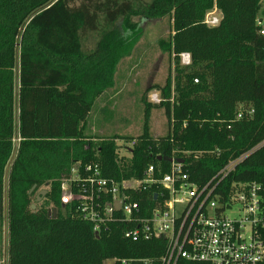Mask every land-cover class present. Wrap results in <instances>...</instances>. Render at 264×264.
I'll return each mask as SVG.
<instances>
[{"label":"trees","instance_id":"trees-1","mask_svg":"<svg viewBox=\"0 0 264 264\" xmlns=\"http://www.w3.org/2000/svg\"><path fill=\"white\" fill-rule=\"evenodd\" d=\"M215 8L221 22L209 27L205 17ZM262 15V0H0V247L7 226L6 264H162L165 239L128 241L127 226L115 222L95 234L80 203L62 204V185L76 165L82 177L86 166L97 165L102 177L120 182L142 179L150 165L160 170L157 177L170 172L159 156L182 158L184 171L202 186L248 155L223 188L237 181L264 189ZM136 17L171 19L165 43L174 81L154 87L162 92L158 105L143 98L139 137H92L88 117L139 39L131 22ZM88 33L97 36L85 51ZM184 54L188 66L181 64ZM152 108L165 112L168 132L160 138L150 129ZM123 139L131 144L130 158L119 156L117 140ZM80 188L73 184L72 192ZM42 190L47 194L32 210ZM138 199L143 211L154 205L150 194Z\"/></svg>","mask_w":264,"mask_h":264},{"label":"built area","instance_id":"built-area-1","mask_svg":"<svg viewBox=\"0 0 264 264\" xmlns=\"http://www.w3.org/2000/svg\"><path fill=\"white\" fill-rule=\"evenodd\" d=\"M222 15L215 8L204 23L216 27ZM257 25L264 36V19ZM182 64L190 65V55ZM197 83L198 81L195 80ZM252 113V112H250ZM239 118H242L240 113ZM248 155L228 162L204 185L193 182L184 171V163L174 159L170 172L156 176L155 166L145 169L142 179L120 182L102 177L100 168L88 165L85 177L79 165L62 185L61 202L80 203L83 218L94 224L95 234L111 222L127 226L124 238L131 242L165 239L167 249L162 264L178 261L207 264H264V189L256 182L233 181L223 188ZM183 160L182 158H179ZM75 184L81 187L72 192ZM153 197L152 208L144 209L138 197ZM233 215V216H230ZM113 264H133L129 260H112ZM142 264H153L148 260ZM136 264V263H135Z\"/></svg>","mask_w":264,"mask_h":264},{"label":"rangeland","instance_id":"rangeland-1","mask_svg":"<svg viewBox=\"0 0 264 264\" xmlns=\"http://www.w3.org/2000/svg\"><path fill=\"white\" fill-rule=\"evenodd\" d=\"M143 1L148 3L151 0ZM261 18L264 19V15ZM131 22L136 24L140 30L139 39L130 56L118 64L113 89L105 92L107 95H102L88 117L87 129L92 137H139L145 124L146 103H143V98L152 105H158L162 101V92L154 87L157 85L166 86L169 77L171 82L174 81L175 63L170 55L168 45L165 43L173 31L171 19L166 17L161 20H140L136 17L132 18ZM96 36L97 34H89L84 37L85 51L94 48ZM149 125L155 138L167 134L168 126L164 109H151ZM15 127L17 128L16 122ZM18 143V135L15 134V147ZM117 145L119 146V156L131 157L128 151L130 143L123 139L117 140ZM85 148L89 150L88 145ZM6 228L7 226L4 228V240L0 247L2 264H6L7 257ZM105 264H113V262Z\"/></svg>","mask_w":264,"mask_h":264},{"label":"water","instance_id":"water-1","mask_svg":"<svg viewBox=\"0 0 264 264\" xmlns=\"http://www.w3.org/2000/svg\"><path fill=\"white\" fill-rule=\"evenodd\" d=\"M262 1H264V0H262ZM162 160L163 161H167L168 163H172L174 161L173 158L159 156L158 157V161H162ZM176 161L179 162V163H184V161L181 160V159H177ZM35 189H36V187L34 186L33 189L30 191V194H32ZM46 194H47V191L46 190H42V191H40L38 193V195L36 196V202L31 206L32 210H35L36 209V204L37 203H40L44 199V197L46 196ZM55 212L56 211H54V213Z\"/></svg>","mask_w":264,"mask_h":264},{"label":"crops","instance_id":"crops-1","mask_svg":"<svg viewBox=\"0 0 264 264\" xmlns=\"http://www.w3.org/2000/svg\"><path fill=\"white\" fill-rule=\"evenodd\" d=\"M105 95H107V93H104V95L103 96H105ZM102 98V96L97 100V103H98V101L100 100ZM7 250V249H6ZM1 256V255H0ZM7 258H8V256L6 257V259H5V261H6V263H7ZM110 261H112V260H110ZM110 261H107V262H110ZM0 263H1V259H0ZM2 264V263H1Z\"/></svg>","mask_w":264,"mask_h":264}]
</instances>
